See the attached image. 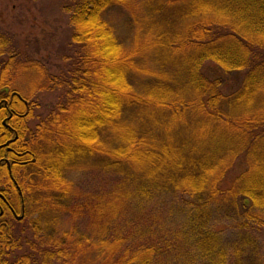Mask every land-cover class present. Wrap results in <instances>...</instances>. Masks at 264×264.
I'll return each mask as SVG.
<instances>
[{"label": "trees", "instance_id": "1", "mask_svg": "<svg viewBox=\"0 0 264 264\" xmlns=\"http://www.w3.org/2000/svg\"><path fill=\"white\" fill-rule=\"evenodd\" d=\"M148 1H145V7L149 19L145 28L152 38H144L127 50L113 35V27L106 13L112 6H119L138 17L135 6L129 5V0H65L62 10L69 14L70 27L74 31L72 40L90 49L77 50L73 56L76 64L68 73L59 77L49 76L38 58H32L26 50L22 51L21 47L12 45L10 36L5 39L7 45H0V117L9 108L22 110L23 102L18 100L17 93H13V88L19 81L18 74L24 69L35 68L40 74L43 73L47 79L43 88L49 85L52 88L63 86L70 95L68 99L63 98L46 118L40 120L28 136V114L18 123L22 148L27 150V157L32 160L21 166L24 167V174L20 184L28 209L34 202L41 205L32 213L28 210L27 217L17 222L16 228L0 231V245L8 251L17 248L15 245L21 242L24 235L26 254L16 259L21 264H85L91 261L97 247L93 248L94 244L88 238L92 231L87 235L76 226L66 230L60 226V212L73 215L75 211V202L68 191L71 182L66 172L90 160L101 171L128 172L125 166H116V159L112 157L116 153L114 156L119 155L120 160H123L121 156L125 151L119 149L121 144L112 153L105 141L104 145L99 144L94 137L109 128V123L116 119L118 112L127 113L132 107L140 112H148L151 102H158L165 92L171 93L173 87L175 89L178 78L171 75L170 68L177 64L173 63L171 57L173 50L167 48L175 42L192 48L190 54L185 55L189 65L187 76L189 82L198 87L199 108L210 114L207 122L227 121L230 126L219 128L225 131L229 129L230 132L210 143L208 151H211V155L208 157L201 155L202 152L197 154L199 148L195 149L197 152L190 151L191 155L183 150L187 146H199L198 140L192 137H180L179 142L170 143L173 147L170 151L177 149L182 160L177 165H169V172L163 175L158 172L155 186H147L143 189L147 194L143 192L151 200L155 199L151 201L153 209L159 202L161 205L169 199L176 202L179 216L182 217L181 225L176 230L178 239L168 242L159 240L161 245L158 242L156 245L152 241L156 232L167 235L172 231L166 229L162 232L152 228L144 233L141 230L140 238L149 235L137 245L138 249L134 248V243L125 244L127 251L131 255L134 249L138 257L145 249L149 250V259L142 264H172L171 260L178 257L186 260L183 264H225L229 254L232 258L227 264H240L244 252L242 254L241 245L234 243L237 239L247 247L255 248L253 256L246 254V260L252 258L250 264H264V0ZM190 24L189 33L182 34V37L180 25ZM151 48L156 49L154 59L158 62L159 70L147 66V61L135 58ZM205 60L215 62L225 73L243 71L241 87L227 95L221 93L218 87L224 82L221 80L223 76L208 78L203 72ZM101 68L103 78L98 81L95 69ZM133 73L143 74L141 81L145 86L142 90L132 88ZM167 73L171 77L166 76ZM38 89H41L40 85ZM20 95L29 103V99L22 93ZM5 100L9 101V108L5 106ZM77 102L87 103L89 112L78 111L75 107ZM3 133L0 131V143L3 142ZM219 140L222 143L219 144ZM156 151L159 159L165 155L162 150ZM239 157L244 158L245 168L232 184L230 194L241 199L242 208L234 214L242 215L243 218L236 226V239H231L224 246L222 238L219 239L213 231L216 221L208 218L212 216L210 205L219 195L218 192L222 191L221 182ZM6 172V165L0 164V180L4 181L2 177ZM129 177L127 180H132V176ZM4 183L0 181V186H4ZM123 187L122 183H116L115 189L111 186V190H100L94 192L95 195L91 193L90 199L86 201V216L90 224L96 225V229L92 228L95 233L97 231V248L100 253L114 255L110 241L133 236L128 233L131 230L124 232L116 229L114 209L110 204L112 192L108 191ZM189 194L194 199L198 198L196 203L190 204L186 200L184 196ZM130 199L125 197L122 201L121 195L118 197L121 211L131 202ZM171 205L173 203L170 202ZM196 206L201 208L196 210ZM51 209L60 212L53 213L49 211ZM186 209L191 211L189 221L182 214ZM36 212L41 216L35 218ZM231 220V217H227V221ZM87 244L91 247H87ZM144 244H147L145 248ZM259 244L262 251L255 247ZM160 250L165 252V260L158 258L157 252ZM118 256L123 258V263L126 261L123 255Z\"/></svg>", "mask_w": 264, "mask_h": 264}, {"label": "rangeland", "instance_id": "2", "mask_svg": "<svg viewBox=\"0 0 264 264\" xmlns=\"http://www.w3.org/2000/svg\"><path fill=\"white\" fill-rule=\"evenodd\" d=\"M64 1L65 0H0V36L4 38H0V45H7L5 39L7 36H10L13 42L12 45L21 47L22 51L26 50L31 54L32 58H38L41 61L39 63L45 67L49 76L59 77L62 74L64 75L65 72L68 73V70L76 64L75 61H73L75 52L77 50L88 51L90 47L86 45L81 46L72 40V38H74V31H72V28L70 27V21L68 19L69 14L62 10ZM145 1L149 2L148 0H129V5L135 6L136 15L138 17L119 6H112L106 13V17L113 27V35L127 50L131 49L133 45L142 41L144 38H152V35L150 36L148 30L145 28L147 20L149 19L145 7ZM151 1L152 0H150V2ZM180 26V34L187 35L190 31L191 24L188 26ZM160 28L159 30L161 31ZM183 46L179 42L167 46L169 51L173 50L171 57L174 60L173 63L177 64V66L173 64L170 68L171 75L177 76L178 78L175 84V89L173 87L171 93H168L170 91L165 92L158 102L152 103L150 101L152 106L148 112H140V110L135 109V107L128 109L127 113L126 111L124 113L122 112V114H119L118 112L115 115L116 119L109 123V128H107L105 132H100L99 135L96 134L94 137L97 142L99 141V144L104 145L103 143L105 141L106 146L112 153L114 151L113 149L121 144L120 147L122 149L120 147L119 149L125 151L124 155L121 156L123 160H120L119 155L114 156L116 153H113V155L111 153V155L116 159V166H125L124 169H129L128 172L122 171L119 173V171H101L97 168L95 163H92V160L84 161L75 167H71L66 172V176L71 182V185L68 187L69 194L72 196L70 198L75 202L74 214L68 215L57 209H51L49 211L53 213H62L60 226L65 230L69 227L76 226L87 235L89 234L88 232L92 231V234L90 233V237L88 238L94 244L93 248L96 246L98 247V235L97 231L95 233L93 230V228L96 229L95 223L90 224L87 217L86 201L90 199L91 193L95 195L96 193L94 192L100 190H111L116 183H122L125 186V188H118L116 191L113 190L108 192H112L110 194L112 197L110 198V204L113 205L114 209L115 223L117 225L116 229L118 231L122 229L124 232L131 230L128 233H131L133 236L111 240L110 246L114 250V255L112 254L113 256L111 254L107 255L106 253H100L99 249L96 247L93 252V258H91L89 263L85 264H100L104 262L107 264H128V261L130 264H142L143 262H147L150 253L149 250L146 251L145 249V252L137 257L134 249H132V254L130 255L125 246V244L129 243L130 245L134 243V248L137 247L138 249L137 245L149 235L148 233L145 237L140 238L139 234L141 230H144V233L148 232V230H152V228L162 232L166 229L172 231L167 233V235H161L156 232L157 235L154 234V240H152L156 245L157 242L159 243V240H166L168 242V240L172 241L178 239L176 230L181 225L182 217L179 216L180 212L177 209L176 202L172 199L167 200L163 203L164 205H161L159 202L156 206L154 205L156 208L153 209L151 201H155V199L151 200L150 196L144 195V192L146 194L147 192L143 189L147 186L150 188L152 186L154 187L158 172L163 175L164 173L169 172V165H177L180 163V160H182L181 153L179 151L177 153V149H175V151H170V148L173 149L170 143L179 142L178 139L180 137L186 136L189 139L192 137L194 140H198L199 146L193 148L187 146L186 148H183V150L186 153H189L190 151H195V149L199 148L200 152L197 154L202 152L203 154L201 155H207L208 157V155H211V151H208L211 147L210 143L218 138L226 136L227 132H230L229 129L225 131L224 129L220 130L219 128V126H230L227 121L224 123L221 121H215V123L214 121L207 122L210 114L199 108V103H197L198 93L196 91L198 87L189 82L187 76V67L189 65L185 60V58H187L185 55L190 54L192 48L191 46ZM91 47L92 49L94 48V46ZM154 52L156 53V49L151 48L149 51L141 52L143 54H139L138 56H135V58L137 57V60L141 59V61L145 60L147 61V66L150 65L159 70L158 62L154 59L156 58ZM203 72L207 74V77H210V79L223 76L221 80L224 82H221L218 89H220L221 93H225L226 95L239 89L244 78L243 71L225 73L223 70L222 72L220 67L211 60H205L203 62ZM95 74L98 81H102V68L101 70L95 69ZM142 75H136L133 73L134 81L132 83V88H135L136 90L138 88L141 90L142 87L144 88L145 84L141 81ZM161 75L162 74L160 73L159 76ZM171 75L167 73L166 76L171 77ZM17 77L19 81L14 85L13 93L18 94V100L19 96H21L20 93L29 99V105H27L28 101H26V104L25 102L22 104V110H19V112L28 111L26 118L28 136L30 130H34L40 120L46 118L52 110L58 106L63 98L68 99L70 95L67 94L69 91L67 92L63 86L52 88V85H49L47 88H43L42 86L47 82V79L43 76V73L40 74L35 68L24 69ZM182 82L183 84H181ZM35 84H37L38 87L40 85L41 89H38ZM15 89L18 91H15ZM75 107H77L78 111L86 112H89L88 108H90L87 106V103L83 104L82 102H77ZM126 123L127 125L125 126ZM217 125L218 127L216 128ZM0 126L2 125L0 124ZM0 131H3V129H0ZM104 134L106 135L104 136ZM221 134H223V136H221ZM218 142L219 144L222 143L221 140ZM135 144H137V146ZM156 150H162L165 155L160 156L159 159V154ZM191 154L192 152L189 153V155ZM19 167L20 166H18L17 169L20 174L23 175L24 167ZM244 168V158L239 157L221 182L220 187L222 191L220 193L218 192L219 195L212 200L210 205L212 216H209L208 218L209 220L214 219V221H216V227H214L213 231L216 232L219 239L222 238L221 242L224 246H227V242L231 239H236L235 236L238 235V231H236L238 227L236 226L238 225L239 220L243 218L242 215L234 214L241 210L242 205L240 204V198H234V194H230V188ZM127 173L132 174V180H127L130 176L124 175ZM131 176L129 178H131ZM0 181L4 183L5 180ZM111 186H113V188H111ZM223 191H227V193ZM160 192L164 195L161 190ZM120 195L122 201L125 197L131 198V202L122 211V205L120 206L117 201ZM184 197L191 202L190 204H192V202L196 203V199H198H194V196H191L190 194L187 196L185 195ZM170 202L173 203L174 206L171 205V207ZM80 203L82 204L81 207ZM113 203H116L117 205H114ZM234 203H236L237 206ZM33 204L34 205L31 207L29 206V209L27 205V210H30L31 213L36 207L39 208V206H41L36 202ZM195 208L198 210L201 206H196ZM188 211L189 210L186 209L182 212V214L186 216L185 219L187 221L191 219H189V213L191 211ZM38 216H41L39 212L34 213L35 218ZM227 217H231L232 220L227 221ZM89 225H92V230ZM170 235L171 237H169ZM234 243L241 245L242 254L244 252L240 264H250L252 258L248 257V260H246V254H252L253 256L255 248L247 247L243 241L237 239L234 240ZM263 244L264 243H262V248L264 250ZM86 246L91 247L88 244ZM143 246V248H145L147 244H144ZM15 247L17 248L8 251L14 257L26 254L24 252L27 249V245L24 240V235L22 236L21 242L16 244ZM255 247H259L258 250L262 251L260 249V244ZM119 254L125 257L124 260L126 261L124 263L123 258L118 256ZM164 254L165 252L162 250L157 252L159 260L161 258L165 260ZM79 258H81V256ZM231 258L232 255L229 254L228 258H226L225 264H227ZM184 262H186V260H182L180 257L171 260L172 264H183Z\"/></svg>", "mask_w": 264, "mask_h": 264}, {"label": "flooded vegetation", "instance_id": "3", "mask_svg": "<svg viewBox=\"0 0 264 264\" xmlns=\"http://www.w3.org/2000/svg\"><path fill=\"white\" fill-rule=\"evenodd\" d=\"M21 98V101L26 104L27 100L19 96V99ZM4 104L9 108L8 100H5ZM27 105H29L28 102ZM25 112H19L9 108L5 110L4 114L0 117V124L2 125L0 127L4 131L3 142L0 143V164L6 165L7 168L6 174L2 177L6 183L4 186H0L1 232L4 230H11L14 227L16 228L17 222L25 219L28 213L27 202L20 184L22 175L17 169L18 166L21 167L32 161L27 157V150L22 148L21 140L19 139L18 123L28 114V111ZM17 257L11 255L8 250L0 245V264H21V261H16Z\"/></svg>", "mask_w": 264, "mask_h": 264}]
</instances>
